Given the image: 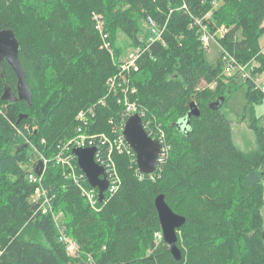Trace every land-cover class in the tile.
Listing matches in <instances>:
<instances>
[{
    "label": "trees",
    "instance_id": "trees-1",
    "mask_svg": "<svg viewBox=\"0 0 264 264\" xmlns=\"http://www.w3.org/2000/svg\"><path fill=\"white\" fill-rule=\"evenodd\" d=\"M2 29L18 40L31 104L0 99V264H264V126L252 118L256 146L242 151L222 109L244 84L248 103L264 96L256 81L264 0H0ZM118 31L139 51L129 69ZM204 31L221 48L215 62L205 60ZM16 83L3 59L0 95L5 84L16 93ZM191 103L199 114L186 124ZM134 112L148 134L164 133V155L144 174L131 150L97 144L119 183L93 208L84 191L97 190L68 142L78 134L113 140ZM38 160L40 182H32ZM37 186L46 212L34 201ZM158 194L185 217L179 259L156 235ZM55 216L75 252L58 240Z\"/></svg>",
    "mask_w": 264,
    "mask_h": 264
},
{
    "label": "water",
    "instance_id": "water-1",
    "mask_svg": "<svg viewBox=\"0 0 264 264\" xmlns=\"http://www.w3.org/2000/svg\"><path fill=\"white\" fill-rule=\"evenodd\" d=\"M18 47V40L11 29L0 30V62L5 59L17 77L16 93L12 91L10 86L5 84L0 99L9 102L22 100L30 105L31 91L19 61ZM222 101L223 97H219L213 103L215 107H218ZM198 114V107L195 103H191L186 114L185 123H188L190 116H197ZM25 116L26 114L20 115L19 119ZM122 136L134 152L138 171L144 174L155 172L161 151V143L146 132L142 125L141 115L138 112H134L127 117L123 124ZM71 151L76 157L77 165L84 173L89 185L97 189L98 201L101 202L104 199L108 181L104 168L94 159L96 147H78L73 148ZM41 168L42 161L39 160L34 169L37 175L41 174ZM154 205L159 219L162 239L169 246L173 258L179 259L181 251L177 246V231L185 223V217L172 211L165 202L163 194H158L155 197Z\"/></svg>",
    "mask_w": 264,
    "mask_h": 264
},
{
    "label": "built area",
    "instance_id": "built-area-1",
    "mask_svg": "<svg viewBox=\"0 0 264 264\" xmlns=\"http://www.w3.org/2000/svg\"><path fill=\"white\" fill-rule=\"evenodd\" d=\"M92 19L95 21V26H96L97 30L101 33V38L103 40L104 46L108 47V42L106 41L107 34H105L102 31V21L100 19V16L96 15V14H93L92 15ZM150 22H151V24H153V21L150 20ZM221 29L222 28H220V30ZM210 38H211V36L207 32L204 31V33L202 34L201 39L203 41L205 50H207V48H208V40ZM138 52H139L138 49H136L135 52L130 55L129 61L126 64L122 65V67L124 69L128 68L129 65L133 64L134 59L138 55ZM239 69L242 70L243 67H239ZM246 76H247V74H246ZM260 88H261V90L264 91V87L263 86H260ZM125 111L126 112L135 111V105L133 103L125 102ZM82 116H84V115H83L82 112H80L78 114V117L83 118ZM150 136L152 138L158 139L160 141V143H161V151H160L159 156H158V162H159L161 160V158L163 157L164 152L166 150V146L163 145L164 133H162V132H159L158 134H154L153 133V136L152 135H150ZM105 143H108V144H110L112 146H115L117 150H124L126 148L127 150H131L132 151V149L126 143V141H125L124 137L122 136V134L117 136L113 140H108L104 136L96 137V135H93V134H91V135L78 134L76 137L72 138L68 142V144L72 145V148L88 147V146L96 147L97 144H105ZM112 146H110V147H112ZM133 154H134V152H133ZM94 159L105 170L107 181H108V187H107L106 191L108 193L113 192L114 189L117 186L118 179H117V176H116V173H115V170H114V166H113L112 162L110 161L109 154H107L105 156H102V155H99V151L96 150L95 155H94ZM56 161H58L60 163H68L69 159L66 158V157H61V156L58 155ZM28 178L32 182H40V177L37 176L34 173H29L28 174ZM84 194L86 195L87 201L90 204V206L95 208L96 202L98 201V195L94 194L92 189L90 191H86V192L84 191ZM34 201L37 202V203H40L39 205H40V207L42 209V212H46L48 210V208H49L48 199L46 198V196L44 195L43 191L40 189L39 186H37L35 188ZM54 221H55L57 229H58V237H57L58 240L65 245V248H66L67 251L75 252L77 250V245H76L75 241L70 239L59 228L56 216L54 217ZM156 235L158 237H161V234H156Z\"/></svg>",
    "mask_w": 264,
    "mask_h": 264
},
{
    "label": "rangeland",
    "instance_id": "rangeland-1",
    "mask_svg": "<svg viewBox=\"0 0 264 264\" xmlns=\"http://www.w3.org/2000/svg\"><path fill=\"white\" fill-rule=\"evenodd\" d=\"M258 42L260 49L264 52V31L260 35ZM115 45L122 49V57L124 59H129L130 55L136 50L135 46L129 44L127 37L121 31L117 32ZM220 53V46L215 40L209 39L208 48L204 54L205 60L209 63L215 62ZM234 70L236 69L234 68L230 72ZM257 82L259 86L264 87V70L257 75ZM245 90V84L240 86V88L227 99L222 109L230 120L233 143L242 151L248 152L255 149L256 146L254 133L249 127L252 118H257L258 124L264 126V96L258 103H248L245 97ZM261 214L264 221V205L261 208Z\"/></svg>",
    "mask_w": 264,
    "mask_h": 264
},
{
    "label": "bare ground",
    "instance_id": "bare-ground-1",
    "mask_svg": "<svg viewBox=\"0 0 264 264\" xmlns=\"http://www.w3.org/2000/svg\"><path fill=\"white\" fill-rule=\"evenodd\" d=\"M94 13V12H93ZM97 14V13H96ZM103 17V16H102ZM101 17V18H102ZM201 29V28H200ZM204 29V28H203ZM223 30V29H222ZM225 31V30H224ZM217 35V34H216ZM214 38V37H213ZM122 61V60H121ZM129 61V60H128ZM135 61V60H134ZM122 63V62H121ZM125 63H127V62H125ZM134 64V63H133ZM132 64V65H133ZM136 65V64H135ZM130 67H131V65H130ZM136 68V67H135ZM123 69V68H122ZM128 69H129V67H128ZM128 69H127V71H128ZM133 69V68H132ZM123 71V70H122ZM125 72V71H124ZM125 74V73H124ZM111 87V86H110ZM118 88V87H117ZM111 90H112V87H111ZM124 111H125V109H124ZM125 113V112H124ZM127 115V114H126ZM92 116H94V115H92ZM90 117H91V115H90ZM148 122V121H147ZM147 125V124H146ZM158 125V124H157ZM160 128V127H159ZM158 132V131H157ZM130 154V153H129ZM134 155V154H133ZM133 157V156H132ZM42 158V157H41ZM40 158V159H41ZM43 159V158H42ZM133 159V158H132ZM134 159H135V157H134ZM39 161V160H38ZM47 161V160H46ZM57 162V161H56ZM43 163V162H42ZM47 162H45V164H46ZM42 165H44V164H42ZM71 165V164H70ZM63 166H66V169L68 168V165H63ZM113 166H115L114 164H113ZM72 168V167H71ZM70 168V169H71ZM116 168V167H115ZM157 169V168H156ZM81 170V169H80ZM115 170V169H114ZM73 171H74V168H73ZM69 172V171H68ZM71 172V171H70ZM69 172V173H70ZM81 172V171H80ZM78 173V172H77ZM76 172H75V174H77ZM140 173V172H139ZM154 173V172H153ZM42 174V173H41ZM71 174V173H70ZM79 175V174H78ZM81 175H82V172H81ZM80 176V175H79ZM77 177V176H76ZM118 177V176H117ZM76 179V178H75ZM84 179V178H83ZM83 179H80V180H83ZM80 180H79V182H80ZM87 180V179H86ZM86 180H84V181H86ZM120 180V179H119ZM77 181V180H76ZM86 183V182H85ZM119 183V182H118ZM82 184H83V181H82ZM78 185V184H77ZM87 186V185H86ZM88 186H90V185H88ZM83 187H85V186H83ZM117 187V186H116ZM80 188V187H79ZM88 188V187H87ZM41 189V188H40ZM91 190V189H90ZM84 191V190H83ZM85 191H87V190H85ZM95 192V191H94ZM97 194V193H96ZM87 198V197H86ZM87 200V199H86ZM89 204V203H88ZM96 208V207H95ZM62 230V229H61ZM160 234V233H159Z\"/></svg>",
    "mask_w": 264,
    "mask_h": 264
}]
</instances>
